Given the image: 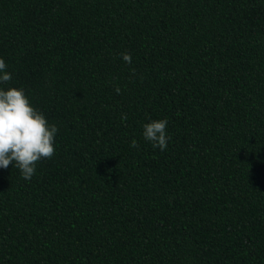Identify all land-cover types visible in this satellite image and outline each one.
I'll return each mask as SVG.
<instances>
[{
  "label": "trees",
  "instance_id": "obj_1",
  "mask_svg": "<svg viewBox=\"0 0 264 264\" xmlns=\"http://www.w3.org/2000/svg\"><path fill=\"white\" fill-rule=\"evenodd\" d=\"M0 58L58 127L0 264H264V0H0Z\"/></svg>",
  "mask_w": 264,
  "mask_h": 264
},
{
  "label": "clouds",
  "instance_id": "obj_2",
  "mask_svg": "<svg viewBox=\"0 0 264 264\" xmlns=\"http://www.w3.org/2000/svg\"><path fill=\"white\" fill-rule=\"evenodd\" d=\"M126 64L132 63L129 53H123ZM7 64L0 58V84L9 83L12 75ZM119 94L121 89L116 87ZM122 121L127 114H122ZM167 119L152 120L143 126V138L152 144L154 149H167ZM58 127L49 124L45 115L35 108L23 88H0V168L10 165L18 168L22 178L31 180L36 172V165L42 159H51L55 154V138ZM130 147L137 148L136 140Z\"/></svg>",
  "mask_w": 264,
  "mask_h": 264
}]
</instances>
